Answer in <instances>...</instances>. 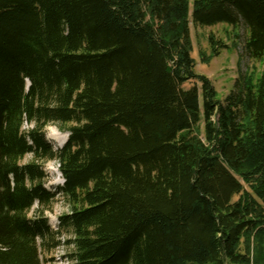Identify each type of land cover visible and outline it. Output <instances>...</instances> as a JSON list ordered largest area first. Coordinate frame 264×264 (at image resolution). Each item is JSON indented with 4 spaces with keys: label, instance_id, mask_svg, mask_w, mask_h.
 I'll return each mask as SVG.
<instances>
[{
    "label": "trees",
    "instance_id": "1",
    "mask_svg": "<svg viewBox=\"0 0 264 264\" xmlns=\"http://www.w3.org/2000/svg\"><path fill=\"white\" fill-rule=\"evenodd\" d=\"M190 23L243 26L264 62V0H0V264L63 234L66 264H264V69L218 99Z\"/></svg>",
    "mask_w": 264,
    "mask_h": 264
},
{
    "label": "rangeland",
    "instance_id": "2",
    "mask_svg": "<svg viewBox=\"0 0 264 264\" xmlns=\"http://www.w3.org/2000/svg\"><path fill=\"white\" fill-rule=\"evenodd\" d=\"M190 2V12L191 3ZM212 36L216 40H222L227 44L228 49L221 51L220 55L215 58L207 57L210 55L208 36ZM248 37L246 29L240 26L239 29H233L226 25H217L214 27H193L190 23V38L192 42L193 52L191 56L195 60V71L199 75H203L211 80L217 92L218 99L222 100L233 88L236 80L243 74L254 73L259 75L264 69V62H254L249 59L245 52L244 44ZM202 56L206 57L207 62L204 63ZM193 82L185 84L183 87L188 89ZM28 126L24 125V129ZM46 140L54 149L61 147L66 139V134L59 131L54 125L45 128ZM31 156H26L22 163L30 162ZM44 172L48 179L44 187L49 192H58L61 187L62 178L57 170L55 162H47L43 165ZM54 202H52L50 210L44 213L47 224L51 231L58 230L59 217L69 212L70 208L64 197L57 194ZM37 206L34 205L28 213L29 218H33L36 214ZM60 245L53 247V240L47 238L49 252L40 246V258L42 264H66L67 256L73 251L71 246L66 245V241L71 237L67 234L59 236ZM40 245V241H38Z\"/></svg>",
    "mask_w": 264,
    "mask_h": 264
}]
</instances>
